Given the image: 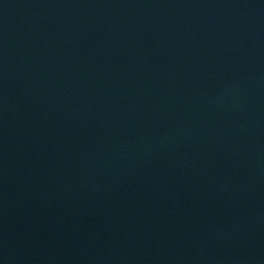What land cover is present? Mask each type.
I'll list each match as a JSON object with an SVG mask.
<instances>
[{
    "label": "water",
    "instance_id": "obj_1",
    "mask_svg": "<svg viewBox=\"0 0 264 264\" xmlns=\"http://www.w3.org/2000/svg\"><path fill=\"white\" fill-rule=\"evenodd\" d=\"M0 264H264V0H0Z\"/></svg>",
    "mask_w": 264,
    "mask_h": 264
}]
</instances>
